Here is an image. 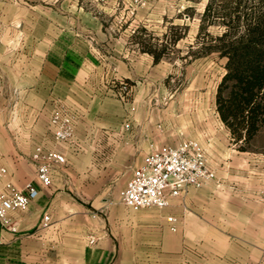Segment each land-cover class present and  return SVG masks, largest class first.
<instances>
[{"label": "rangeland", "instance_id": "1", "mask_svg": "<svg viewBox=\"0 0 264 264\" xmlns=\"http://www.w3.org/2000/svg\"><path fill=\"white\" fill-rule=\"evenodd\" d=\"M238 6L249 12L256 5L255 0H0V114L27 111L37 90L15 85L17 63L27 61L20 54L31 56L36 39L65 30L67 38L80 37L96 47L103 63L118 57L124 69L132 70L131 78L117 77L105 66L103 86L95 91L118 101L128 115L151 119V151L163 145L155 142L162 137L196 139L207 150L216 176L202 188H191L197 191L190 202L176 199L167 208L138 210L143 216L135 247L128 249L130 264H259L264 256V232L254 214L264 124L249 143L236 142L216 103L227 72V57L218 48L228 27L223 16L230 21ZM198 53L205 54L195 57ZM55 111L75 116L63 104ZM53 145L79 151L73 143L52 139ZM123 174L116 169L102 177L111 201L121 195ZM169 215L177 217L176 231Z\"/></svg>", "mask_w": 264, "mask_h": 264}, {"label": "crops", "instance_id": "2", "mask_svg": "<svg viewBox=\"0 0 264 264\" xmlns=\"http://www.w3.org/2000/svg\"><path fill=\"white\" fill-rule=\"evenodd\" d=\"M66 35L64 30L56 37L38 38L31 56L20 54L27 61H18L15 85H35L37 90L27 111L0 114V168H7L5 178L20 188L33 183L39 189L27 211L11 213L17 232L0 224V264H130L128 249L135 247L137 222L143 214L123 206L121 195L111 201L102 177L121 169L125 187L151 151V119L139 113L128 115L118 101L113 103L95 91L103 86L105 66L117 77L131 78L132 70L124 69L118 57L103 63L96 47ZM60 104L75 114L73 146L79 151L73 154L59 147L67 162L56 165L51 185L45 186L37 178L32 153L40 144L51 147L49 118ZM165 138L155 140L156 144L185 141ZM262 190L264 154L259 153V205L254 213L259 216V232H264ZM196 191L189 189L177 200L188 203ZM46 213L51 224L43 228L40 222ZM259 264H264V256Z\"/></svg>", "mask_w": 264, "mask_h": 264}, {"label": "built area", "instance_id": "3", "mask_svg": "<svg viewBox=\"0 0 264 264\" xmlns=\"http://www.w3.org/2000/svg\"><path fill=\"white\" fill-rule=\"evenodd\" d=\"M49 124L58 144L73 143L75 116L72 113L55 111ZM32 160L36 165L37 178L43 185L49 186L56 165L65 164L67 157L57 147L40 144L34 148ZM7 173L6 167L0 168V224L17 232V223L11 213L27 211L39 195V189L33 183L20 188L5 178ZM215 176V171L208 164L207 150L200 141L187 139L178 145L163 144L150 151L142 164L134 169L121 191V200L126 207L134 210L167 208L189 189L202 188ZM167 220L170 229L176 231L177 217L169 215ZM50 224L51 215L46 213L40 227L47 228Z\"/></svg>", "mask_w": 264, "mask_h": 264}, {"label": "trees", "instance_id": "4", "mask_svg": "<svg viewBox=\"0 0 264 264\" xmlns=\"http://www.w3.org/2000/svg\"><path fill=\"white\" fill-rule=\"evenodd\" d=\"M255 5L249 12H240L238 6L229 15L230 21L223 16L228 27L219 37L222 44L218 47L227 57V72L218 87L217 110L235 141L244 144L253 140L264 124V0H255ZM142 49L154 53L148 46Z\"/></svg>", "mask_w": 264, "mask_h": 264}]
</instances>
